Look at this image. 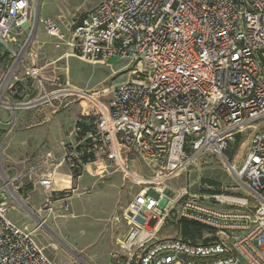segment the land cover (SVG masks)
I'll list each match as a JSON object with an SVG mask.
<instances>
[{"label":"built area","instance_id":"built-area-1","mask_svg":"<svg viewBox=\"0 0 264 264\" xmlns=\"http://www.w3.org/2000/svg\"><path fill=\"white\" fill-rule=\"evenodd\" d=\"M36 1L0 0V55L8 59L0 110L36 104L5 95L20 68L44 88L29 40L38 26L55 48H64L61 55L134 63L133 77L112 86L107 105L97 98L82 108L63 154L56 159L46 153L47 162L66 164L74 175L95 163L128 174L136 160L151 170L123 210L127 231L110 264H264V0H98L68 33L55 18L39 17ZM71 89L66 86L65 96ZM244 134L242 162L228 163L244 192L200 199L191 191L188 169L199 170L207 154L223 156ZM55 168L28 181L47 193L43 217L14 186L24 176L0 174V264H56L31 229L7 217L12 201L28 207L38 227L57 209H69L73 190L53 188ZM183 172L184 185L168 184ZM170 216L203 226L205 240L157 237Z\"/></svg>","mask_w":264,"mask_h":264},{"label":"rangeland","instance_id":"rangeland-1","mask_svg":"<svg viewBox=\"0 0 264 264\" xmlns=\"http://www.w3.org/2000/svg\"><path fill=\"white\" fill-rule=\"evenodd\" d=\"M97 1L37 0L36 11L39 17H54L62 30L68 33L69 25ZM25 35L26 32L17 37L22 40ZM49 38L40 26L29 38L36 51L35 59L42 66L41 75L46 80L44 88L27 78L20 68L12 80L11 90L5 93L14 103L36 104L28 108L0 110V174L4 178L24 176L21 180L23 185L16 182L14 186L26 198L27 205L38 212L42 211L47 193L39 186L32 188L28 181L55 168L54 162H47L46 153L59 158L63 154L62 143L67 140L80 110L94 106L88 97L65 96L67 84L97 92L99 101L107 105L112 96V86L132 78L134 67V63L125 58H112L100 64L87 63L70 54L61 55L62 50L55 48ZM1 60L0 78L6 68V61ZM247 137L244 134L239 136V140L236 138L221 157L205 155L199 170L188 169V176L195 181L191 187L194 194L204 201H213L215 194L244 192L228 163L242 162ZM129 167L130 172L126 174L112 165L103 167L95 163L80 170V174L77 170L74 175L66 164H60L55 168L54 186L59 191L73 190L67 198L69 209H57L58 212L47 217L46 225L38 227L37 218L29 208L12 201L13 208L7 217L17 225L31 229L56 264H110V254L117 250L118 240L126 231L123 221L125 205L132 194L144 186L142 183L152 176L151 170L141 160L130 163ZM185 181L183 172L175 174L168 184L180 187ZM177 220L170 216L157 237H184ZM154 224L155 221L151 220L148 225L152 227ZM188 232L190 235L185 237L194 241H204L207 234L205 228L190 227Z\"/></svg>","mask_w":264,"mask_h":264},{"label":"trees","instance_id":"trees-1","mask_svg":"<svg viewBox=\"0 0 264 264\" xmlns=\"http://www.w3.org/2000/svg\"><path fill=\"white\" fill-rule=\"evenodd\" d=\"M237 140H239V136H237ZM176 224H178V226L180 227V232L184 236L183 238H187L185 236L190 235V233L188 232L190 227L192 229H198V228L203 229L204 228L200 224H198L196 222H193V221H189V220L184 219V218H179L177 220V223Z\"/></svg>","mask_w":264,"mask_h":264},{"label":"bare ground","instance_id":"bare-ground-1","mask_svg":"<svg viewBox=\"0 0 264 264\" xmlns=\"http://www.w3.org/2000/svg\"><path fill=\"white\" fill-rule=\"evenodd\" d=\"M67 85L70 86L72 89L66 95H78L79 98L88 97L94 102V105L96 104L95 100H97V92H90L72 84Z\"/></svg>","mask_w":264,"mask_h":264},{"label":"crops","instance_id":"crops-1","mask_svg":"<svg viewBox=\"0 0 264 264\" xmlns=\"http://www.w3.org/2000/svg\"><path fill=\"white\" fill-rule=\"evenodd\" d=\"M47 16H49V15H47ZM51 17H52V16H51ZM53 18H54V17H53ZM42 31H43V30H42ZM49 39L51 40V38H49ZM51 41H52V40H51ZM58 49H61L62 52L64 51V48H58ZM35 53H36V51H35ZM61 54H62V53H61ZM60 56H61V55H60ZM0 58H2V60H1L2 62H3V61H6V63H5V67H6L7 64H8V59H7L6 55L3 53V54L0 55ZM81 108H82V107H81ZM81 113H82V110H80L79 114L77 115V118L81 115ZM77 118H76V119H77ZM76 119H75V120H76ZM88 166H92V165H88ZM88 166H87V167H88ZM34 188H35V187H34ZM41 188H42V187H41ZM53 188H54L55 190L58 189V188H56V187L54 186V182H53ZM42 189H43V188H42ZM43 190H44V189H43ZM44 191H45V190H44ZM56 204H58V203H56ZM126 204H127V203H126ZM125 206H126V205H125ZM33 210H34V209H33ZM36 211H37V210H35V212H36ZM37 213H38L39 216H41V217H43V216L45 215L44 210H42L41 212H38V211H37ZM123 221H124V219H123ZM124 224H125V221H124ZM125 226H126V224H125ZM126 231H127V226H126ZM126 231H125V233H126ZM125 233H124V234H125ZM124 234H123V235H124ZM123 235H122V236H123ZM110 263H111V262H110Z\"/></svg>","mask_w":264,"mask_h":264}]
</instances>
